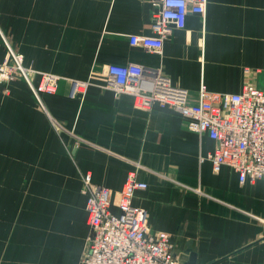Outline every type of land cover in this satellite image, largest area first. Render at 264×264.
Returning a JSON list of instances; mask_svg holds the SVG:
<instances>
[{
    "label": "crops",
    "instance_id": "0c3cea01",
    "mask_svg": "<svg viewBox=\"0 0 264 264\" xmlns=\"http://www.w3.org/2000/svg\"><path fill=\"white\" fill-rule=\"evenodd\" d=\"M152 14L150 0H0V63L14 49L64 77L41 97L60 131L25 79L0 85V264H81L84 176L110 188L117 212L131 171L148 183L134 205L152 231L171 234L180 261L264 264V181L242 183L228 165L215 171V142L179 111L138 109L131 95L101 86L108 64L133 62L160 69L191 102L203 83L226 93L249 80L264 87V0H208L160 52L129 41L154 34ZM70 79L93 84L72 97Z\"/></svg>",
    "mask_w": 264,
    "mask_h": 264
},
{
    "label": "built area",
    "instance_id": "2783aa9c",
    "mask_svg": "<svg viewBox=\"0 0 264 264\" xmlns=\"http://www.w3.org/2000/svg\"><path fill=\"white\" fill-rule=\"evenodd\" d=\"M150 1L154 34H131L129 41L155 52L162 50L173 29L186 27L189 14L204 15L208 3V0ZM10 54L13 61L0 63V85L25 79L53 126L60 131L61 124L49 114L41 97L56 93L64 77L26 65L24 55L18 51L11 49ZM37 76L39 81L35 82ZM70 80L72 97L93 84L91 80ZM105 80L103 88L114 91L117 97L131 95L138 109L150 111L160 105L179 111L190 130L206 134L215 142L207 156L215 171L228 165L238 172L242 183L264 181V87L249 80L240 92L226 93L211 91L203 83L198 101L191 102L188 90L174 84L160 69L133 62L108 64ZM83 184L88 195L90 236L81 264H185L175 255L171 234L152 231L146 209L134 205L136 191L148 188V183L139 180L135 171L129 173L119 193L117 212L112 208L109 187L94 183L89 173Z\"/></svg>",
    "mask_w": 264,
    "mask_h": 264
},
{
    "label": "rangeland",
    "instance_id": "374dc122",
    "mask_svg": "<svg viewBox=\"0 0 264 264\" xmlns=\"http://www.w3.org/2000/svg\"><path fill=\"white\" fill-rule=\"evenodd\" d=\"M12 50H14V49H12ZM11 51V49L9 50V52ZM15 52H17L16 50H14ZM11 58H12V55L10 54V59L8 60V61H13V60H11ZM5 62V61H4ZM1 63H3V62H1ZM31 67V66H30Z\"/></svg>",
    "mask_w": 264,
    "mask_h": 264
}]
</instances>
